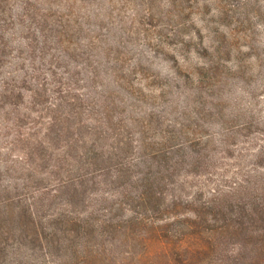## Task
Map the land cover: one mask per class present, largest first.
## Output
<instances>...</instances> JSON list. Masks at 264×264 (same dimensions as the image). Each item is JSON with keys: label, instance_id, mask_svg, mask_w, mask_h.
I'll list each match as a JSON object with an SVG mask.
<instances>
[{"label": "rangeland", "instance_id": "obj_1", "mask_svg": "<svg viewBox=\"0 0 264 264\" xmlns=\"http://www.w3.org/2000/svg\"><path fill=\"white\" fill-rule=\"evenodd\" d=\"M146 180L227 225L202 264H264V0H0V264H136L132 226L40 240L17 216L75 188L130 214Z\"/></svg>", "mask_w": 264, "mask_h": 264}, {"label": "trees", "instance_id": "obj_2", "mask_svg": "<svg viewBox=\"0 0 264 264\" xmlns=\"http://www.w3.org/2000/svg\"><path fill=\"white\" fill-rule=\"evenodd\" d=\"M69 180V178H63L60 184L63 186ZM76 182V185L80 186L82 179ZM160 194L159 191L152 192L149 181H144L141 190L135 196L126 195L124 192L116 199L115 203L120 207L127 202L130 204L128 206L130 214L119 215L112 208L100 210V208L87 207V205L82 206V209L77 208L79 202H84V198L75 188L74 193L66 201L65 207L58 208L56 212L50 214L44 226L32 220L29 222L21 220L22 214L19 213L17 217H19L18 220L20 219V227L16 231L24 230L23 233L27 236L35 234L40 240L52 239L60 235L66 240H71L78 236L77 232L73 229L64 231L61 228L62 225L76 228L104 225L113 226L114 229L121 226H132L131 232L125 233L128 249H125L123 254L128 255L129 258H135L136 264L204 263L203 260L209 259L215 249L214 242L221 238L227 225L214 224L217 217L210 215L212 212L210 210H207L209 215H206L200 208H191L193 216L179 215L181 209L189 208V204H181L176 198H171L170 203L161 205ZM163 215L164 220L162 221H166L165 217L168 215L172 220L162 224L157 223L158 220L163 219ZM208 221L214 222L208 223ZM113 231L115 234L117 230ZM3 232L7 233V231ZM86 233L83 231L81 235ZM84 250V252L88 251L86 248ZM89 257L86 254L80 258L81 263L88 264L92 259ZM125 258L127 256L117 258L116 262L126 264Z\"/></svg>", "mask_w": 264, "mask_h": 264}]
</instances>
